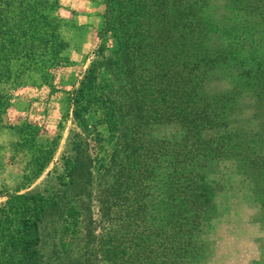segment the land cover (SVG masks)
<instances>
[{
  "label": "rangeland",
  "instance_id": "374dc122",
  "mask_svg": "<svg viewBox=\"0 0 264 264\" xmlns=\"http://www.w3.org/2000/svg\"><path fill=\"white\" fill-rule=\"evenodd\" d=\"M197 2L113 0L108 16L116 20L108 28L106 0H61L58 14L68 28L62 52L66 62L53 72L57 93L45 101L46 91L36 85L11 91L3 115L5 124L25 118L41 124L40 142L57 137L49 164L23 187L27 155L13 154L12 137L0 130V206L12 194L39 195L50 204L38 223L41 264H137L131 255L151 245L159 251L165 214L160 185L167 165L162 154L181 147L184 127L175 110L184 103L190 108L194 94L192 66L198 51L194 35L189 33L188 50L183 35L199 19L192 16ZM208 3L201 9L206 20L228 25L217 39L211 22L204 24L210 40L238 49L255 43L264 50V6L250 13L231 8L233 0ZM241 27L238 35L229 32ZM91 64L98 66L95 90H104L114 102L117 132L98 126L93 112L85 126L79 125L66 105L67 93L78 88ZM211 72L216 75L215 69ZM212 77L204 82L206 90L227 83ZM238 106V119L249 128L264 116V100L252 95L242 97ZM229 167L224 163L218 171ZM227 174L215 198L220 216L197 234L205 252L202 264H260L264 208Z\"/></svg>",
  "mask_w": 264,
  "mask_h": 264
},
{
  "label": "trees",
  "instance_id": "16d2710c",
  "mask_svg": "<svg viewBox=\"0 0 264 264\" xmlns=\"http://www.w3.org/2000/svg\"><path fill=\"white\" fill-rule=\"evenodd\" d=\"M209 1L198 0L192 16L199 19L194 29L183 35L187 50L189 33L194 35L198 63L192 66L194 94L190 108L184 103L175 110L182 116L184 127L181 147L162 154L167 165L160 185L165 214L163 233L158 237L161 238L159 251L151 245L146 252L131 255L137 264H202L205 252L197 234L220 216L215 198L223 189L219 181L228 171L237 178L233 181L235 187L260 200L264 208V116L257 119L253 128L238 119V102L242 97L249 94L260 102L264 100V50L257 49L255 43L252 48L238 49L216 41L215 37L210 40V30L206 31L204 24L211 21L206 20L201 10ZM239 1L241 4L233 0L235 4L231 8H236L235 11L246 8L251 13L258 5L264 6L262 0H249L247 5L244 0ZM60 2L0 0V130H6L12 137L13 154L27 155L21 170L22 187L49 164L57 137L40 142L41 124L26 118L14 125L5 124L3 115L11 91L36 85L46 91L45 101L57 93L53 72L66 62L62 52L66 49L64 32L68 28L58 14ZM112 4L113 0H106L104 17L108 28L116 20L108 16ZM211 24L216 38L220 39V30L226 32L228 25L214 21ZM229 32L238 35L242 27L231 28ZM97 67L89 66L78 88L67 93L66 105L79 125L85 126L87 114L93 112L96 124L114 133L118 131L114 102L104 90H95ZM213 69L219 76L211 72ZM211 77L227 83L206 90L204 82ZM224 163H230V167L219 172ZM49 207V201L39 195L6 197L0 206V264L42 263L37 250L38 223Z\"/></svg>",
  "mask_w": 264,
  "mask_h": 264
}]
</instances>
